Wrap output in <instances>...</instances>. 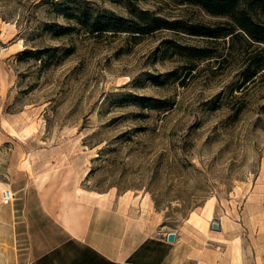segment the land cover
Masks as SVG:
<instances>
[{
    "label": "rangeland",
    "instance_id": "rangeland-1",
    "mask_svg": "<svg viewBox=\"0 0 264 264\" xmlns=\"http://www.w3.org/2000/svg\"><path fill=\"white\" fill-rule=\"evenodd\" d=\"M142 12L222 32L129 28ZM226 21L180 0H0L1 190L73 173L264 264V42Z\"/></svg>",
    "mask_w": 264,
    "mask_h": 264
},
{
    "label": "crops",
    "instance_id": "crops-1",
    "mask_svg": "<svg viewBox=\"0 0 264 264\" xmlns=\"http://www.w3.org/2000/svg\"><path fill=\"white\" fill-rule=\"evenodd\" d=\"M19 179L7 202L0 186V264H244L215 235L172 229L168 241L147 204L84 188L73 173Z\"/></svg>",
    "mask_w": 264,
    "mask_h": 264
},
{
    "label": "trees",
    "instance_id": "trees-1",
    "mask_svg": "<svg viewBox=\"0 0 264 264\" xmlns=\"http://www.w3.org/2000/svg\"><path fill=\"white\" fill-rule=\"evenodd\" d=\"M201 6L211 14L225 16L227 21L223 32L236 36L238 32H243L253 40L264 42V21L261 14H264V0H180ZM139 18L144 20V24L135 21L133 28L135 31L154 30L160 27L174 28L180 27L190 34L216 37L222 32L218 24L205 23H184L178 20H168L159 16L138 13ZM96 29H105L106 24L94 21ZM127 26V25H126ZM125 26V27H126ZM203 54L204 53H200ZM255 70L252 71L253 74ZM252 76V75H251Z\"/></svg>",
    "mask_w": 264,
    "mask_h": 264
},
{
    "label": "water",
    "instance_id": "water-1",
    "mask_svg": "<svg viewBox=\"0 0 264 264\" xmlns=\"http://www.w3.org/2000/svg\"><path fill=\"white\" fill-rule=\"evenodd\" d=\"M210 228L213 230H220L221 229L220 221H218V220L210 221ZM174 238H175V232L174 231H168L166 233V239L168 241H173Z\"/></svg>",
    "mask_w": 264,
    "mask_h": 264
},
{
    "label": "built area",
    "instance_id": "built-area-1",
    "mask_svg": "<svg viewBox=\"0 0 264 264\" xmlns=\"http://www.w3.org/2000/svg\"><path fill=\"white\" fill-rule=\"evenodd\" d=\"M14 195V192L10 188H5L1 191V200L3 202L9 201Z\"/></svg>",
    "mask_w": 264,
    "mask_h": 264
}]
</instances>
